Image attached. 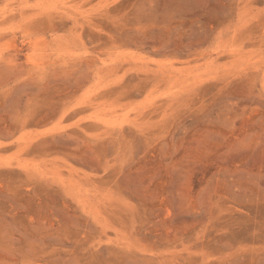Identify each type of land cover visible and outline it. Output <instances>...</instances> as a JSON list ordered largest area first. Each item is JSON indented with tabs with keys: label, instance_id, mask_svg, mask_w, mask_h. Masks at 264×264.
I'll return each mask as SVG.
<instances>
[{
	"label": "rangeland",
	"instance_id": "rangeland-1",
	"mask_svg": "<svg viewBox=\"0 0 264 264\" xmlns=\"http://www.w3.org/2000/svg\"><path fill=\"white\" fill-rule=\"evenodd\" d=\"M0 264H264V0H0Z\"/></svg>",
	"mask_w": 264,
	"mask_h": 264
}]
</instances>
